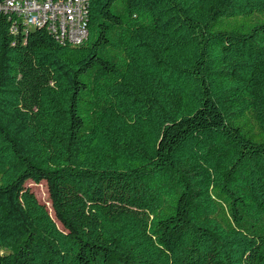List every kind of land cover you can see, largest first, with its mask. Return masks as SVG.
I'll return each instance as SVG.
<instances>
[{
  "label": "trees",
  "instance_id": "16d2710c",
  "mask_svg": "<svg viewBox=\"0 0 264 264\" xmlns=\"http://www.w3.org/2000/svg\"><path fill=\"white\" fill-rule=\"evenodd\" d=\"M87 26L0 13V264H264V0H90Z\"/></svg>",
  "mask_w": 264,
  "mask_h": 264
},
{
  "label": "built area",
  "instance_id": "2783aa9c",
  "mask_svg": "<svg viewBox=\"0 0 264 264\" xmlns=\"http://www.w3.org/2000/svg\"><path fill=\"white\" fill-rule=\"evenodd\" d=\"M90 0H5L0 13L17 16L29 29L54 26V35L79 46L88 38Z\"/></svg>",
  "mask_w": 264,
  "mask_h": 264
},
{
  "label": "rangeland",
  "instance_id": "374dc122",
  "mask_svg": "<svg viewBox=\"0 0 264 264\" xmlns=\"http://www.w3.org/2000/svg\"><path fill=\"white\" fill-rule=\"evenodd\" d=\"M28 187L35 193L40 203L47 206L50 212L53 214L51 200L49 195V189L46 183L35 184V183H28Z\"/></svg>",
  "mask_w": 264,
  "mask_h": 264
},
{
  "label": "bare ground",
  "instance_id": "6f19581e",
  "mask_svg": "<svg viewBox=\"0 0 264 264\" xmlns=\"http://www.w3.org/2000/svg\"><path fill=\"white\" fill-rule=\"evenodd\" d=\"M44 27H47L48 30L54 34V26H53V25H44ZM57 38H58V39L60 40V42L63 43V44H65V43H69V44H70V42H64L63 38H61V37H57Z\"/></svg>",
  "mask_w": 264,
  "mask_h": 264
}]
</instances>
